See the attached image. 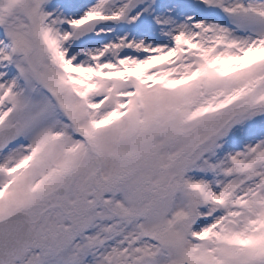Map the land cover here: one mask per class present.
<instances>
[{"label": "snow or ice", "instance_id": "1", "mask_svg": "<svg viewBox=\"0 0 264 264\" xmlns=\"http://www.w3.org/2000/svg\"><path fill=\"white\" fill-rule=\"evenodd\" d=\"M0 264H264V0H0Z\"/></svg>", "mask_w": 264, "mask_h": 264}]
</instances>
